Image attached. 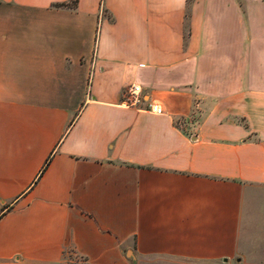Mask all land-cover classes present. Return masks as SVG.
Instances as JSON below:
<instances>
[{
    "label": "crops",
    "instance_id": "crops-1",
    "mask_svg": "<svg viewBox=\"0 0 264 264\" xmlns=\"http://www.w3.org/2000/svg\"><path fill=\"white\" fill-rule=\"evenodd\" d=\"M245 189L264 0H0V264L238 262Z\"/></svg>",
    "mask_w": 264,
    "mask_h": 264
},
{
    "label": "rangeland",
    "instance_id": "rangeland-1",
    "mask_svg": "<svg viewBox=\"0 0 264 264\" xmlns=\"http://www.w3.org/2000/svg\"><path fill=\"white\" fill-rule=\"evenodd\" d=\"M238 262L226 264H264V189H245L238 228ZM242 257V258H241ZM177 264H220L182 263Z\"/></svg>",
    "mask_w": 264,
    "mask_h": 264
},
{
    "label": "built area",
    "instance_id": "built-area-1",
    "mask_svg": "<svg viewBox=\"0 0 264 264\" xmlns=\"http://www.w3.org/2000/svg\"><path fill=\"white\" fill-rule=\"evenodd\" d=\"M140 88L137 85H130V87L127 89V104L130 105H136L139 103L141 99V93ZM145 111L155 114V115H161L162 110L159 105L155 103H149L146 105Z\"/></svg>",
    "mask_w": 264,
    "mask_h": 264
},
{
    "label": "trees",
    "instance_id": "trees-1",
    "mask_svg": "<svg viewBox=\"0 0 264 264\" xmlns=\"http://www.w3.org/2000/svg\"><path fill=\"white\" fill-rule=\"evenodd\" d=\"M67 5H64V4H60V5H57V7H65Z\"/></svg>",
    "mask_w": 264,
    "mask_h": 264
}]
</instances>
